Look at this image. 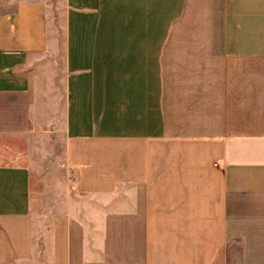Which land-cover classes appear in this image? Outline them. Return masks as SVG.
I'll return each instance as SVG.
<instances>
[{
  "label": "crops",
  "instance_id": "0c3cea01",
  "mask_svg": "<svg viewBox=\"0 0 264 264\" xmlns=\"http://www.w3.org/2000/svg\"><path fill=\"white\" fill-rule=\"evenodd\" d=\"M62 7L0 0V134L51 131L58 51L68 171L41 212L0 164V264H264V0Z\"/></svg>",
  "mask_w": 264,
  "mask_h": 264
},
{
  "label": "rangeland",
  "instance_id": "374dc122",
  "mask_svg": "<svg viewBox=\"0 0 264 264\" xmlns=\"http://www.w3.org/2000/svg\"><path fill=\"white\" fill-rule=\"evenodd\" d=\"M48 4L52 16V32L56 44L63 31L65 18L63 0H38ZM61 31V32H60ZM56 51L48 57L51 60L50 83L54 98V114L51 131L42 134L9 135L0 134V164L20 165L31 171V195L34 198L33 209L43 211L49 204L48 192L59 199L66 187L67 166L65 162V136L63 132V79L64 70ZM47 60V58H45ZM38 212V213H41ZM42 239V238H41ZM39 239V240H41Z\"/></svg>",
  "mask_w": 264,
  "mask_h": 264
}]
</instances>
